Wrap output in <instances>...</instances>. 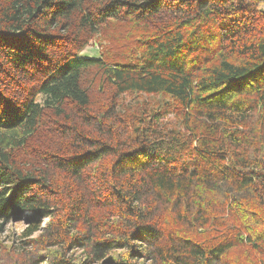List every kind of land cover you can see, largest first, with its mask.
Returning <instances> with one entry per match:
<instances>
[{
  "label": "trees",
  "instance_id": "trees-1",
  "mask_svg": "<svg viewBox=\"0 0 264 264\" xmlns=\"http://www.w3.org/2000/svg\"><path fill=\"white\" fill-rule=\"evenodd\" d=\"M262 4L0 0V264H264Z\"/></svg>",
  "mask_w": 264,
  "mask_h": 264
},
{
  "label": "rangeland",
  "instance_id": "rangeland-1",
  "mask_svg": "<svg viewBox=\"0 0 264 264\" xmlns=\"http://www.w3.org/2000/svg\"><path fill=\"white\" fill-rule=\"evenodd\" d=\"M261 8L264 9V4L261 5ZM100 44L97 39H93L89 45L83 50L82 56L84 57H99L100 55ZM175 117L173 114H170L168 117L164 119V123L168 126L171 127L174 124L179 125V122H175ZM25 225L24 221L23 222H18L15 225L9 226L7 233L5 234V241L6 243L11 242L12 240L16 239L18 236V233L21 231L23 226ZM14 234V235H12ZM81 251H79L80 253Z\"/></svg>",
  "mask_w": 264,
  "mask_h": 264
}]
</instances>
